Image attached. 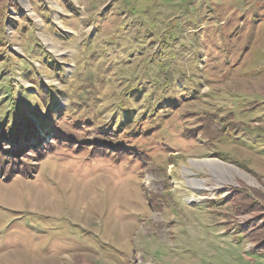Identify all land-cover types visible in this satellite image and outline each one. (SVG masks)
<instances>
[{
    "label": "rangeland",
    "instance_id": "1",
    "mask_svg": "<svg viewBox=\"0 0 264 264\" xmlns=\"http://www.w3.org/2000/svg\"><path fill=\"white\" fill-rule=\"evenodd\" d=\"M262 216L264 0H0V264H264Z\"/></svg>",
    "mask_w": 264,
    "mask_h": 264
},
{
    "label": "trees",
    "instance_id": "2",
    "mask_svg": "<svg viewBox=\"0 0 264 264\" xmlns=\"http://www.w3.org/2000/svg\"><path fill=\"white\" fill-rule=\"evenodd\" d=\"M45 59L50 60V57L48 56V58H45ZM41 103H43V101ZM221 136H225L227 138L234 137V135H232V133L230 131H224L221 134H219L218 136H215L213 138H218ZM262 220H263L262 226H260V228H258L259 225L252 226L251 229H249V233H251V235H247V238L249 239L250 242L253 243V247H254L255 251L258 253H264V216H262ZM252 229L254 231H257V232L260 230V233L258 232V233H256V235H253L251 232Z\"/></svg>",
    "mask_w": 264,
    "mask_h": 264
}]
</instances>
